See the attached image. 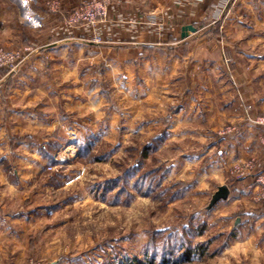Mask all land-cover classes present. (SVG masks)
<instances>
[{
	"label": "rangeland",
	"instance_id": "374dc122",
	"mask_svg": "<svg viewBox=\"0 0 264 264\" xmlns=\"http://www.w3.org/2000/svg\"><path fill=\"white\" fill-rule=\"evenodd\" d=\"M48 1L82 26L71 22L82 0ZM246 4L217 3L199 25L226 49L215 102L148 101L144 87L114 85L142 84L144 69H107L101 52L59 60L33 41L0 45L29 53L0 70V264H264V190L249 166L264 160V0ZM245 131L258 151L235 160L225 144ZM210 145L226 200L244 206L208 208L219 178L201 177L209 156L192 158Z\"/></svg>",
	"mask_w": 264,
	"mask_h": 264
},
{
	"label": "crops",
	"instance_id": "0c3cea01",
	"mask_svg": "<svg viewBox=\"0 0 264 264\" xmlns=\"http://www.w3.org/2000/svg\"><path fill=\"white\" fill-rule=\"evenodd\" d=\"M247 1L236 0V5H244ZM62 2L66 9L79 4V0ZM217 3L223 5L225 0H116L110 6L107 18L94 30L84 25L69 26L61 15L48 14L44 0H0V45L12 47L33 41L38 43L41 51L44 49L45 53L59 60H67L71 53L89 57L101 52L111 56L107 62V67H111L107 69H144L147 77L142 84L129 74L125 83L122 78L119 81L115 79L114 85L129 86L130 93L135 87L137 91L144 87V96L148 101L196 102L198 98L202 99L200 93H203L206 100L215 102L217 92L211 87L214 89L218 85L222 77L219 72L226 70L223 61L226 49L223 42L207 39V31L199 25L213 14L212 9ZM188 24L194 25L197 30L183 37V27ZM95 35L101 37L102 44L93 41ZM178 109L175 113H187V110L188 113H196L193 112L195 110L190 112L187 107ZM206 110L209 114L202 117L207 119L211 116V109L207 107ZM206 127L211 132H217L218 123ZM249 134L245 131L241 137L230 138L225 144L233 159L242 160L258 151V144ZM2 138L1 152L4 150ZM211 145L201 155L194 154L192 159L209 156V170H205L201 177L204 180L216 176L219 187L224 182L221 181L224 175L218 168L217 158H212L215 146ZM0 177L3 180L2 174ZM242 199L230 197L225 203H218L217 208L223 204L224 207L244 206Z\"/></svg>",
	"mask_w": 264,
	"mask_h": 264
},
{
	"label": "built area",
	"instance_id": "2783aa9c",
	"mask_svg": "<svg viewBox=\"0 0 264 264\" xmlns=\"http://www.w3.org/2000/svg\"><path fill=\"white\" fill-rule=\"evenodd\" d=\"M114 1L116 0H82V7L80 10L77 9L73 12L71 22L82 24L95 30L100 22L107 18L109 7ZM48 3L53 11L58 10L59 5L56 0H49ZM95 41L101 42L102 39L96 35ZM28 55L29 53L26 51L0 46V70L7 71V73L17 72ZM217 153L218 155H223L224 151L219 150ZM258 165L260 168L257 173L256 182L264 190V160L258 163L253 162L249 166L250 168H255Z\"/></svg>",
	"mask_w": 264,
	"mask_h": 264
},
{
	"label": "water",
	"instance_id": "95a60500",
	"mask_svg": "<svg viewBox=\"0 0 264 264\" xmlns=\"http://www.w3.org/2000/svg\"><path fill=\"white\" fill-rule=\"evenodd\" d=\"M196 30L197 28L192 24L185 25L183 27L182 36L186 37L190 34L191 31H196ZM230 193H231V188L229 185L227 184L220 185L218 189L215 191V193L213 194L208 208H212L220 200L228 199L230 196Z\"/></svg>",
	"mask_w": 264,
	"mask_h": 264
},
{
	"label": "trees",
	"instance_id": "16d2710c",
	"mask_svg": "<svg viewBox=\"0 0 264 264\" xmlns=\"http://www.w3.org/2000/svg\"><path fill=\"white\" fill-rule=\"evenodd\" d=\"M188 253H189V252H188ZM137 264H144V263H141V262L139 261Z\"/></svg>",
	"mask_w": 264,
	"mask_h": 264
}]
</instances>
